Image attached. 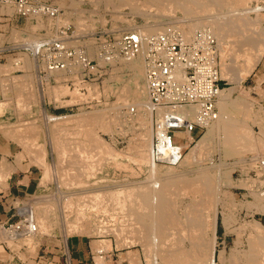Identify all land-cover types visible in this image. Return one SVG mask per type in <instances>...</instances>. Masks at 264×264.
<instances>
[{
	"label": "rangeland",
	"instance_id": "374dc122",
	"mask_svg": "<svg viewBox=\"0 0 264 264\" xmlns=\"http://www.w3.org/2000/svg\"><path fill=\"white\" fill-rule=\"evenodd\" d=\"M109 1H111V2H109ZM262 1L257 0V3H258L257 4L256 0H251V5L253 4L252 6H254L255 4H257L258 7H260V5L264 3V1H263V3H261ZM48 2H50L51 4L55 5L56 7H58L60 9V14L58 17L49 18V17L43 16V15H34V16H30V17L20 16L16 13V7L13 4L14 0H9L8 7H6L7 5H4V4L0 5L2 8V12L6 13L7 17L10 16V17L14 18L15 15L17 14L18 16H16V17H18L20 19V28L13 30L12 33L9 34L13 43H15L16 45H18L20 47V49H19L20 54H19L18 59H17L18 65L16 67H18V68H20V70H24V71L30 70L28 68H36L37 70L40 69V71H41L40 76H39V77H41L40 78V88L38 89V91H32L31 90V91L25 92V94H27V95L31 94L29 96V99H27L28 102L35 103L38 105V107H36L37 111L36 110L34 111V107L32 108L31 106H22L21 103H22V98L24 97V95H22L21 91H20V106L17 107V109L20 111V128H19L20 133L28 134L30 132L29 134H32L29 136L30 138L29 137H27V139L23 138V142H25L24 144L26 145V149L28 151V154H26L25 157L27 159H29V163L37 169V171L39 172V176H40L39 186H38L37 190L34 193H32L29 204L32 205V207L36 206V205L37 206L40 205L39 207L35 208V211H37L36 213H38L39 208H42V206H45V204H46L47 206L45 209H43L44 207L42 208L41 214L43 213L42 215L45 217L44 221L48 220V222L45 224L46 225L45 227L48 230L47 229L44 230V228H42L43 230L41 229L42 230L41 232H38V234H34L31 239L28 236L17 237V238H14V236L11 237L12 236L11 232H10L11 229H9L7 227L5 229V228L0 226V229H1L0 230V240H7L8 246L15 253V260L19 264H82V263H84V261L78 262L73 257V246H75V244H79V243H82L84 245L85 250L87 248L89 250H92V254H90V256L87 258L88 264H151V262H150L151 260L150 261L146 260V259H148L147 257H145L146 256L145 255L146 249H144V245H141L142 242L140 241L139 237H135V235L130 234L131 232L128 233L126 231L125 232L127 234L125 232H123V234H120V236H119L116 233L114 234V233H111L109 230H107L108 227H106V228L100 227L101 223L106 225V226L109 225L110 223H112L110 221V219L108 218V216H111V215L117 216L118 214H120L118 207H117L118 203H116V205H115V202H117V201H114V199H116L115 198L116 196L117 197L120 196L121 191L123 193V190L128 189V188L130 190H132V187L135 188L138 186L137 184H142L145 181H148L145 178H147L148 173H150L149 172L150 171L149 170L150 164L148 162H143L140 160V158L138 157L139 154L138 155L136 154V153H138V150H137L136 145H135L137 143L139 137H140V132H141L140 130L143 131V129H141L143 127V125L139 121L137 123L136 120L135 121L133 120L134 122H132L131 120L133 118L128 117L127 119L124 118V120H123V118H121V122H119V123H124V125L120 124L122 127L121 128L119 126V123H118V125H116L118 120L120 119L119 116H116V118H115V121L118 119L116 121V124H114L113 121H111L110 127H111L112 131H110V128L108 131L104 130L103 129L104 126L101 128V124L100 125L98 124L97 129L95 130L94 134L97 136V133H99V136H98L100 139L99 141L100 142L104 141L106 144H109L110 147L113 148V150L110 148L113 153H110L109 152L110 149L108 148L109 149L108 153H104L103 155L100 154L102 161H103L102 162L100 160L102 165H101L100 161H99V163H100L99 166L97 164L98 162L97 163L95 162L94 163L95 167L92 170H90V172H88L86 174L84 172H82L83 174L81 176V180H83V182L78 183V184L77 183L72 184L71 182H68V181L66 183H64L65 180L64 181L61 180V178H62L61 175L63 173L62 171L64 170L63 168L66 167L65 166V165H67L66 163H68L69 161L72 162L73 164H75L74 166H76V167L85 165V162H82L84 164H82V163L77 164V162L72 160V158L68 159V157H62L61 154H58L57 152H55V150H57L56 149L57 143L55 141H56V139L58 140V138H60L62 136L63 139L65 138L64 143L65 142L68 143V145H64V146L68 147L70 145V143L72 142L71 144H73L74 143L73 141H75V140H81V141L84 140L85 135H84L83 131L79 136L76 133L74 134L75 129H73L74 127H72L73 123L71 122V120H73L74 117L76 118V115L79 117L83 113H89V111L91 114H93V111L95 110L94 113H95V115H97L98 112L96 113V110L98 111V110H102L104 108L108 110L112 106H115L114 108H116L117 103L119 102L118 98L116 97V96H118V92L120 91L119 89H121L124 82L128 83L131 80L132 64H129L130 62H127V61H122L121 58H119L121 56H116L111 61H104L100 57V50H101L100 45H102L101 42L105 41L106 39L109 40V38L111 37V35L113 33L115 35V34H118L119 32H122V31H133V30L140 32V30L144 27V25L152 24L153 22H156L157 19H158V22L164 26L163 29H165V28H167V29H165L164 31L163 30L162 31H156L153 33V35L158 34V33H162V32H166L169 30H173L179 34L180 28H182L183 23L186 24V22H188L187 20L189 19L190 16L184 15L182 10L175 9V8L172 11L171 10L170 11H168V10L167 11H161L159 9L158 10L159 14H158L157 10H156L157 8H155L154 6H153L154 8H152V6H150L151 8L149 9L148 5H145V7H143L144 4L141 1H139L138 3L134 2L137 5H139L140 7H141L140 4L142 3V7L140 9H139V7L136 8L137 5L134 3H131V4L128 3V6H125L127 4H124V5H120L118 7L116 0H62V2H60V0H48ZM108 5H110V6H108ZM133 5H135V6H133ZM263 6H264V4H263ZM263 6L261 5L262 10L259 11L258 14H255V12H251L249 14V16L251 15L250 17L252 19H253L254 15L257 16L254 19L259 20V18H260L259 21L262 25H259V21H258V26H259V32L262 31V33L260 32L263 35L262 37H264V33H263L264 32V30H263L264 29V7ZM150 13L154 14V15H151ZM168 14H170L171 17ZM206 15L208 16L209 12ZM152 16H154V17H152ZM152 18H153V20H152ZM208 18H210V17H208ZM80 19L83 21L82 27H81V25H78L79 24L78 22L80 21ZM125 20H127V21H125ZM82 21H80V23H82ZM39 25H41V26L39 27ZM68 26H70V30H69L68 34L70 35L72 33L74 35V38L66 40V44L69 45V47L76 48V49L83 48L85 50L87 56L89 57V59L92 60L94 63H97L99 74L101 75L98 78V80L91 81V80L84 79L82 67L77 62H72L67 67L63 68V70H65L66 73H64L62 77H60V78L56 77V79H55L54 77H52V75L55 74V72L51 71L49 69L50 64L48 62V53H43L40 56L34 55V53L32 51V46L34 48H36L35 45L38 44L39 41L55 39L56 37H58L60 35V30L62 28H67ZM260 26L263 27L262 30L260 29ZM201 29H205V30H209V31L211 30L210 27L195 28L194 31H192V34L190 35V37L192 38V36L195 34V32L198 30H201ZM210 32H212V31H210ZM253 34H254L253 36L255 37L256 33H253ZM151 35L152 34L147 35V36H151ZM107 36H108V38H107ZM257 37H258V35H257ZM191 38H189V39H191ZM9 45L10 46L4 48L5 49V50H3L4 54L17 53L18 50L17 51L14 50L15 49L14 44H13V46H11V44H9ZM230 45H231L232 49H229L230 47L227 48V50L223 54H221V52L219 53V50L217 47V51H218L217 57H216L217 66H218L219 74L221 77V83H222L223 87L230 89V91L228 90V92L230 93L231 98L233 97V99L235 101L232 107L228 106V108H227L228 113L231 116H233L236 123H239L238 124L239 127L242 126L248 132L250 131L251 140H252L250 142H252L251 148H253V149L252 150L247 149V146L238 148V149H241V151H240V154L238 153L236 155V153L233 152V149L231 147H228L226 145V143L223 141L224 139H222V138H223L224 133L219 132V133H217V135L215 134L216 138H215V136H212L213 139L210 138L208 140L209 142H207L205 144V145H208L207 147H205V145H204L203 148L199 149L200 151L197 152L196 154L200 153L203 158L199 157V156H201L200 154L198 156H196L195 160L197 158L198 161L193 160L194 162L192 161V163H189V164H192L193 166L192 165L190 166L189 164H182V166H181V164H180L179 165L180 167L176 166L174 168H170L171 169L170 171H172V173H175V174L177 173L178 175L183 173L185 175H188L189 177H192L195 172H198V170H200V168L204 167L208 170V172L210 171V172L214 173V174L213 173L212 174L215 176V178H214L215 182L218 184L217 185L215 183L216 187L218 186L217 187L218 189H216V192L218 194L217 198L220 199L219 203H217V206H218L217 207V209H218L217 210V225H216L217 226V237H216V254H215L216 264H230V263H228L227 258H229V255H230V252L232 251V249H234L235 251H240V250L242 251L244 249L245 250L250 249V250H248V252L246 251L247 253H249V257H250L249 259L250 260L248 259L249 261H245V260L244 261L241 260L239 262L237 261L238 262L237 264H241V263L242 264H253L255 259L258 256L260 257V260H259V258H257L256 261L258 260L259 264L260 263L264 264L263 263L264 262V250L263 249L259 250L256 253L253 252V249L250 246V242H248V238H249V236L251 237L252 234L249 235L250 231L246 226V223H248V222L252 223V222H254V220H257V221L261 222V225H263L261 235H262V233H264L263 232L264 231V228H263L264 227V211H257L256 207L254 206V202L257 199L264 201V194H263L264 191H262L264 189V167L261 166L259 163L260 161L264 160V136L262 134H260L261 133V131H260L261 127H260V123H259L260 120L258 119L259 116L261 117L262 113L264 115V81L261 79L264 77V71H263L264 70V55L257 62V64L255 65V67L251 71V73L244 76L243 79H240L239 77L241 76V74L239 75L237 72H239V69L241 67L240 66L241 61L244 59V56L242 57L241 54L245 53V52H249L250 50L247 51V48H250V47L247 46L246 51L240 53L241 51L245 50V47H241V46L237 47L238 44L234 45V42L230 43ZM232 45L234 46V50H233ZM244 46H246V45H244ZM239 47L241 50L239 49ZM262 48H263V46H262ZM231 50H233L234 53H232L233 51H231ZM227 52H229V53H227ZM226 53L229 55H227ZM238 53H240L239 58L234 57V55L238 54ZM232 54H234V55L230 56ZM219 55H220V57H219ZM240 56H241V58H240ZM227 57H230L229 58L230 61L232 60L231 62L229 61V63H231V65H229V66H228L229 63L227 62L228 61ZM139 58H140V56L136 55L133 58V61L134 60L137 61ZM235 58H236V60H235ZM233 61H235L234 64H236V69H235V65L232 63ZM221 62H223V63H221ZM224 62L227 63V66H224L225 65ZM242 63H244V62H242ZM221 64L222 65L224 64V65L222 66ZM26 65L28 66V68H26L27 67ZM77 65H78V67H77ZM232 65H234V66L232 67ZM72 66H73V68H72ZM223 67L224 68L226 67V69H228V71H225L226 69L221 70V68L223 69ZM229 69L230 70L232 69L233 71L232 70L230 71ZM223 71H224V73H223ZM47 72L49 73V75ZM52 72H54V73H52ZM225 72H226V75H225ZM235 72L237 74H235ZM121 73H123V75ZM112 74H115V75L117 74V76H116L117 78L115 77V75L113 77L110 76ZM73 75L75 76V78ZM118 75H119L120 79L118 78ZM48 76H49V78H48ZM108 77L111 78L112 80L109 79ZM61 78H63V79L61 80ZM235 79H237V80H235ZM59 80H60V82H59ZM80 81L83 83L80 84L81 83ZM76 82L77 83L79 82V83L76 84ZM85 82L89 83V86H87V87H89L90 91H88V89L86 91L87 87H86ZM108 83H110V85ZM143 83H144V86L146 89V94H147L146 100H147L148 92H147V84H146V72H145V75L143 77ZM63 85L67 89V91H64L66 93L62 92L59 94V92H57V91L54 92L55 87L63 86ZM103 86L104 87L107 86L106 88L108 89V92H107L106 88H105L106 91L103 90ZM94 87H97V89L94 90L93 89ZM116 87H118V88H116ZM45 89H46V91H45ZM98 89L100 91H98ZM75 90L78 92V94L80 91V93L82 95L80 97V99L77 98L76 95L74 96ZM92 90H94V91L91 92ZM88 92H91V94H87ZM95 92L99 93V94H96ZM114 92H116L117 94ZM36 93L40 94V97H41L40 100L37 99ZM55 93L58 94L57 95L58 97L55 95ZM84 93H86V94H84ZM95 94H96V96H95ZM236 101H237V103H236ZM240 101H242V103H244V104H241ZM76 102H78V103H76ZM217 103H218V100H217ZM235 104L236 105L241 104L238 106L241 108H239L237 110L238 107ZM242 107H243V110H241ZM105 109H104V111H105ZM258 109H260V110L258 111ZM2 110H3V107H0V113L2 112ZM116 111H118V110H116ZM134 112L135 111H132V113H134ZM241 113L242 114L244 113L243 114L244 116H241ZM245 113L251 114L250 117L247 116V114H245ZM66 115L70 116V118H68L69 120L65 119L68 122L65 121L64 119L62 120L61 118L58 119L59 122H64V123L66 122V128L67 129H66V131H64L65 134H64V132H63V134H62V132L61 133H59V132L55 133L54 129L53 130L51 129V126H53V123L55 121L54 122H52V121L48 122V120L46 121V119H47L46 116H58V117L63 116L64 117ZM253 117H255L254 118L255 120L254 119L251 120ZM237 118H239L240 120ZM150 119H149V122L151 124L149 122L148 123L151 125L150 128L153 131L152 132L153 136H152V141H151V142H153V139H154V130H153L154 113H152V115L150 116ZM256 120H258V121H256ZM257 123L259 125H257ZM113 124H114V126H113ZM115 126H117V127H115ZM47 128L49 129V131ZM119 128H120V130H119ZM69 130H71V131H69ZM206 131L207 130L205 129L203 134ZM49 134L50 135L52 134V135L50 136ZM67 134H69V135H67ZM33 135H35V136L33 137ZM70 135H73V136H70ZM53 136H56V137H53ZM179 136H181V135H179ZM217 136H219V137H217ZM31 137H33V138H31ZM51 137L53 139H51ZM62 137H61V139H59V141H61V142L63 141ZM194 137H195L194 141L189 146V148L190 147L192 148L195 146L194 144L197 143V140L202 137V133L196 134ZM35 138H37V139L35 140ZM54 138H55V140H54ZM67 139H69L68 142L66 141ZM190 140H192V137L188 138V141H190ZM221 140H222V142H221ZM21 141H22V139H21ZM52 141H53V143H55V145L51 144ZM175 141L179 142L180 140L176 139ZM28 143L30 144L29 146H27ZM31 144H35V145L33 146ZM30 146H32V148ZM53 146H55V148ZM134 146H135V148H134ZM34 147L35 148L40 147V149L44 153L43 158L45 159V163L48 166V173H49L48 176H45V174H44L45 173V167L43 165H41L40 162L35 160L34 153L33 152L29 153V151H31V149H34ZM189 148L186 150V154H187V152L190 151L191 148L190 149ZM243 148H244V150H243ZM201 150H203V151H201ZM204 150L208 153H206ZM107 154L111 155V156H105ZM58 155H60L62 157L61 160H60V157H58ZM33 156H34V158H33ZM102 156H104V157H102ZM97 157L98 156H95L94 159ZM252 157H254L256 159L254 160ZM198 158L199 159L201 158V159L199 160ZM261 158H262V160H261ZM249 160L251 161V163ZM61 162H63V163H61ZM252 163H254L255 165H253ZM95 164H97V165H95ZM202 164H204V165L206 164V166H204ZM159 165L163 166L164 168L167 167L164 164H159ZM62 166H64V167H62ZM178 167H179V169H177ZM192 168H194V169H192ZM197 168H198V170H197ZM187 169H188V171H187ZM179 171H181V172H179ZM183 171L187 172V173H184ZM250 180H252V181H250ZM135 181H138V182H135ZM67 183L68 184L70 183L72 185H68ZM234 183H235V185H234ZM87 184L88 185L90 184L89 185L90 187L95 186L97 188L101 187L103 189H105L106 187L109 186V188L111 187L110 188L111 191H115V190L117 191V195L116 194L115 195L107 194L108 196H107L105 202L107 201L106 205L109 206L110 212L104 203H99L100 207H99L98 211H100V214L98 211H97L98 212L97 213L95 210H92V209L90 210V207H92L93 205H96V203L94 204L95 197H94L93 193L91 194V192H90V194L92 197L89 194V196L91 198L89 199V197H88V199H87V196H88L87 193L88 192H86V193L84 192V190H85L84 186H86ZM250 184H252L251 185L252 187L250 186ZM123 185H124V189L122 188ZM176 185H180V184H178V183L175 184L174 192H176V193H174V195H173V197H174L173 200L176 201L175 202L176 206H177L176 213L181 214L180 209H182L183 207H185L188 204V202L190 201V197L192 196V193L190 194L188 191L185 190V192H186V196H185V194L184 193L182 194V192H181L183 187L178 186V188H177ZM120 186H122V187H120ZM181 186H183V185L181 184ZM120 188H121V191H119ZM71 189H75L74 191L78 192V193H76V195H75V193L73 195L68 194L69 190H71ZM81 190H83V191L80 194L79 191H81ZM118 191H119V194H118ZM124 191L125 192L123 194H126V190H124ZM98 192L100 193V191H98ZM83 193H85L87 196L84 195ZM103 193L104 192H102V189H101V194H103ZM79 194H80V196H79ZM123 194L121 196H123ZM66 195H69V196L67 197ZM74 195L76 196V198ZM66 197L69 200L68 202H65V201H67ZM177 197L179 198V200ZM63 198L65 199V201H64L65 204L63 202ZM77 198L79 199V201L84 199V198H85L84 201L89 200L88 203L86 202L88 205H86V204L85 205L87 206V209L90 210V212L85 211L86 212L85 219H88L89 224H90V222H91V224H90V226L88 225L86 228H84V227L80 228V227L75 226V225H78L79 222L75 221V217H73L74 214L77 212V210H74L73 208L76 209V207L77 208L81 207V205L84 204V201H83V203L79 202V204H78ZM72 200L75 202L72 204H69V202L70 203L73 202ZM90 200H94L93 204L90 203ZM178 201L180 202V204H177ZM47 202H48V204H47ZM102 202H104V201H102ZM75 203H77V204H75ZM248 203H250V204H248ZM67 204L72 205L73 208H71V209L69 208L70 209L69 210L68 207H66V206H68ZM103 204H104V206H102ZM64 206H65V208H64ZM104 207L106 208V210H104ZM66 208H67V210H66ZM100 208H102L104 210V212L102 211V209L100 210ZM44 211L48 217L44 214ZM68 211H70V212L72 211V213H68ZM223 211H224V213H223ZM65 212H67L68 215L70 214V217ZM111 212H112V214H111ZM95 213L98 215H95ZM227 214H228V216H230V219L228 221L229 222L231 221L232 223L231 222L229 223L228 221L227 222L224 221V215H227ZM73 218H74V220H73ZM67 220H69V221H67ZM94 221H95V223H94ZM70 222L73 223L74 226L71 225ZM83 222H84V220L83 221L81 220L80 225ZM66 224H68V225H66ZM39 225L40 224H38V226H37V230L39 229ZM94 226H95V228H94ZM85 230H88V231H85ZM2 231H3V233H1ZM43 231L45 233H43ZM236 233H237V235H236ZM132 234H134V233H132ZM125 235H127V236L123 237ZM167 236H169V238L171 237L170 229H169V233L167 234ZM263 237H264V234H263ZM133 238H134L135 242H137V243H133L131 245L129 242H127V240L130 241ZM119 240H120V242H119ZM186 243H187V241L185 240L184 245H186V246L189 245L188 243L187 244ZM223 247H225V248H223ZM221 250H224V258L222 261L218 256V253ZM68 251H69V255L67 254ZM3 257H6V255L3 254V251L0 248V258H3ZM135 258H136V261H134ZM149 258L151 259L150 256H149ZM69 259H70V262H69ZM225 259H227V260L225 261ZM261 259H263V260H261ZM250 261H251V263H250ZM256 261H255V263H256ZM159 264H163V262L162 263L159 262ZM166 264H175V263H173V262L167 263L166 262ZM179 264H181V263H179ZM182 264H184V263H182Z\"/></svg>",
	"mask_w": 264,
	"mask_h": 264
},
{
	"label": "bare ground",
	"instance_id": "6f19581e",
	"mask_svg": "<svg viewBox=\"0 0 264 264\" xmlns=\"http://www.w3.org/2000/svg\"><path fill=\"white\" fill-rule=\"evenodd\" d=\"M139 1H141L144 4L143 7H145V5H148L149 6V9L151 8L150 6H152V8H154V7L157 8L156 10H157V13L158 14H159V11H158L159 9L161 11H167V10L168 11H170V10L172 11L175 8V9L182 10V12L184 13V15L190 16L189 19L187 18L188 19L187 20L188 22L185 21L186 24L182 22L183 23V26H182V28H180V33L179 34L185 40H188L189 38H191L190 35L192 34V31H194L195 28L210 27V29H211L210 31H212L211 33L217 39L216 41H218L217 42V47H218L219 53L221 52V54H223L227 50V48H229V47H230L229 49H232L230 43H233V42H234V45L235 44L236 45L238 44L237 47L238 46L245 47V50L242 48L244 51H241V52L239 51L240 53L245 52L247 46L250 47V48H247V51L250 50L249 52H245V53H242L241 54L242 57L244 56V59L242 58L244 61L243 60L241 61V65H240L241 67L239 69V72H237L239 75L241 74L240 77L238 76L240 79H243L244 76H246L247 74L251 73V71L254 69L255 65L257 64V62L264 55V37H262L263 36L261 34L262 31H260L261 33L259 32V26H258V21L260 20V18H259V20H257V19H254L257 16L254 15L253 19L250 17L251 15L249 16V14L251 12H255V14H258L259 11L262 10L261 9V5L263 6V4H264L263 1L264 0L263 1L260 0V1H262L261 3H263V4L260 5V7H258V5H257L258 4L257 3V0H256V3L257 4H255L254 6H252L253 4L251 5V0H116V2L118 4L117 5L118 7L120 5H124V4H127L125 6H128V3H130V4L131 3H134V2H137L138 3ZM60 2H62V0H60ZM109 2H111V1H109ZM142 3L140 4L141 7H142ZM134 4H136V3H134ZM4 5H7L6 7H8V3H6ZM108 6H110V5H108ZM133 6H135V5H133ZM138 7H139V9L141 8L139 5H137L136 8H138ZM208 12H209V15L207 16L206 14H208ZM151 15H154V14H151ZM168 15H170V14H168ZM152 17H154V16H152ZM170 17H171V15H170ZM208 17H210V18H208ZM152 20H153V18H152ZM80 21H82V20L80 19ZM80 21L78 22L79 23L78 25H81V27H82L83 21H82V23H80ZM125 21H127V20H125ZM41 25H39V27ZM259 25H262L260 23V21H259ZM162 26L163 25L160 24L158 22V19H157L156 22H153L152 24H146V25H144V27L140 30V34L143 37H146L147 35H150V34L153 35V33L156 32V31H162V30L164 31L165 29H167V28L163 29L164 26L163 27ZM260 29L262 30L263 27L260 26ZM253 33H256L255 34V37L253 36L254 35ZM257 35H258V37H257ZM45 41H47V40H45ZM43 42L44 41H39L38 44H36V45L34 44V45H35V47H37V46L41 45ZM244 45H246V46H244ZM262 46H263V48H262ZM232 47H233V50H234V46L233 45H232ZM239 49H240V47H239ZM233 50H231V51H233ZM227 53H229V52H227ZM232 53H234V51ZM240 53L235 54V55L232 54L230 56H233L234 55V57H238L239 58V54ZM144 55H145V45H143L140 53L138 54V56H140L141 59L139 58L137 61L136 60L133 61V58L127 60V59H122L121 57H119V58H121L122 61H127V62H130L129 64H132V70H131L132 71L131 72L132 73V77H131V80H130L131 82L130 81L128 83L127 82H124V84L122 85L121 89H119L120 91L119 92L117 91L118 92V96H116V97L118 98L119 102L117 101L118 103H117L116 108H114L115 106H112L110 108L108 107L109 108L108 110L104 108L105 111H104V109L101 108L103 111L102 110H98V111L96 110V113L98 112L97 115H95V113H94L95 110L93 111V114L94 115L91 114L90 111H89V113H83L79 117L76 115V118L74 117L73 120H71V122L73 123L72 127H74L73 129H75L74 134L76 133L79 136L82 133V131H83V133L85 135L84 140H82V141L81 140H75V141H73L74 142L73 144H71L72 143L71 142L70 145L68 147H66L64 145H68V143H66V142L64 143V141H65L64 139L65 138L63 139V137L60 135L62 137V139H63L62 142L59 141V139H61V137L58 138V140L56 139L55 142L57 143V145H56V147H57L56 149L57 150H55V152H57L58 154H61L62 157H68V159H71L72 158V160H74L75 162H77V164H79V163L81 164L82 162H85V165L79 166V167L74 166L75 164H73L70 161L68 163H66L67 164V165H65L66 167L62 166V167H64L63 168L64 170L63 171L61 170L63 172L62 175H61L62 176L61 180L62 181L65 180L64 183H66L68 181V182H71L72 184H74V183H77L78 184V183L83 182V180H81V176L83 174L82 172H84L85 174L88 173V172H90V170H92L95 167L94 166V163L95 162L96 163L98 162L97 164L99 166V164L102 161L101 155H103L104 153H108V150L110 148L113 150V148L110 147L109 144H106L104 141L103 142H100L99 141L100 140L99 137H98L99 136V133H97V136L94 134L95 133V130L97 129V125L98 124L99 125L101 124V128L104 126L103 127L104 130H107L108 131L109 128H110V131H112L111 130V127H110V124H111V121H113V123L116 124V121L118 120L117 119L115 121L116 116H119L120 117V119H119L120 121L118 120V122H117L116 125H118V123L121 122V118H123V120H124V118L127 119L129 117V118H133L131 120L132 122H134L136 120L137 123H138V121H139L143 125L142 128L140 127L141 129H143V131L140 130L142 133L140 132V137H139L137 143L135 144L136 145V148L138 150V153H136V154L137 155L139 154L138 157L140 158L141 161L148 162L150 164V167H149V170L150 171L148 170L150 173H148V177L145 178L148 181H145L146 183L144 182L142 184H137L138 186L135 187L136 189L134 187H132V190H130L129 188L128 189H124V185H123V187L120 186L124 190H126V194H127V195L126 194H123L125 191L123 190V193H122L121 188H120V190H119V191H121L120 196H118V197L116 196L115 197L116 199H114V201H117V202H115V205H116V203L119 204V205L117 204V207H118V210H119L120 214H118L117 216L116 215L108 216V218L110 219V221L112 223H110V224L108 223L109 225H107V226L101 223L100 224V227H103V228L108 227L107 230H109L111 233H114V234L116 233L119 236H120V234H123V232L126 231L128 233L131 232L130 234L131 235H135V237H139L140 238V241L142 242L141 245H144V249H146L145 250V255H146L145 257L148 258L146 260H149V261L151 260L150 261L151 264H159V262H161V263L163 262V264L164 263L166 264V262L167 263H172L173 262L175 264H179V263H181V264L182 263H184V264H216L215 254H216V237H217V226H216L217 225V210H218L217 209V207H218L217 206V203H219V200L220 199L217 198L218 197V194L216 192V189H218L217 188L218 186L216 187V184L217 183L215 182V179H214L215 178V176L213 175L214 173L213 172H210V171L208 172V170L203 167V168H200V170H198V168H197L198 172H195L192 177H189L188 175H185L183 173L182 174H179V175L177 173L176 174L175 173H172V171H170L171 170L170 168H174V167L167 166L166 168H164L163 166H160L159 164L152 163V154H151L152 142L151 141H152V136H153L152 132L153 131L150 128L151 127V125H150L151 123L149 122L150 116L152 115V109H151V107L149 105V95H148L147 100H146V95L147 94H146V89H145V86H144V83H143V77H144L145 72H146V63L144 61ZM227 55H229V54H227ZM241 56H240V58H241ZM219 57H220V55H219ZM227 58H228V61L227 62L229 63V61H230L229 58L230 57H227ZM235 60H236V58H235ZM234 62L235 61H233L232 63L234 64ZM242 62H244V63H242ZM221 63H223V62H221ZM224 63H225V65L224 64L223 65L224 66H227V63L226 62H224ZM229 65H231V63H229L228 66ZM234 65H235V69H236V64H234ZM234 65H232V67ZM77 67H78V65H77ZM26 68H28V66ZM72 68H73V66H72ZM225 69H226V67L225 68L223 67V69L221 68V70H225ZM225 71H228V69H226ZM65 72L66 71L63 70L62 68L56 69L55 73H56L57 76H55V77L60 78V77L63 76V74ZM52 73H54V72H52ZM223 73H224V71H223ZM237 73L235 72V74H237ZM121 74L123 75V73H121ZM114 75L115 74H112L110 76L113 77ZM119 75H118V78H119ZM225 75H226V72H225ZM116 76H117V74L115 75V77ZM23 78H25L26 80H28L27 79L28 77L26 78V76H24V75H23ZM74 78H75V76H74ZM8 79H6V80H8ZM62 79L63 78H61V80ZM109 79H111V78H109ZM235 80H237V79H235ZM28 81H30V80H28ZM59 82H60V80H59ZM78 83L76 82V84H78ZM82 83L83 82H81L80 84H82ZM110 83H108V84L110 85ZM85 84H86V87L89 86V83L85 82ZM146 84H147V81H146ZM106 87L103 86V90L106 91V89H107ZM118 87H116V88H118ZM87 89H88V91H90L89 87L86 88V91H87ZM93 89L95 90V89H97V87H94ZM15 90H16V88H15ZM26 90L28 91V89H26ZM32 90H34V89L32 88ZM94 90H92L91 92H93ZM228 90L230 91V89L224 88L220 92V96L218 98V103H217V107H218V118L214 122H212L211 124H209L207 126V128H206L207 131L202 135V137L200 139L197 140V143L194 144L195 146L192 147V148L190 147L191 149L189 148L190 151L187 152V154L184 156L183 160L180 162L181 166H182V164L192 163V161L195 160V157L200 154V153L199 154H196L197 152L200 151L199 149L200 148H203L204 145L207 142H209L208 140L210 138L213 139L212 136H215V138H216V135L219 132H223L224 133L223 138H222V139H224L223 141L226 143V145L228 147H231L233 149V152L236 153V155L238 153L240 154V151H241V149H238V148L246 147L247 146V149H250V150L253 149V148H251L252 142H250V141H252V140H251V133H250V131L248 132L242 126L239 127L238 126L239 123H236L235 120H234V118H233V116H231L228 113V109H227L228 106H231L232 107L233 104H234V102H235L234 99H233V97L231 98L230 93L228 92ZM45 91H46V89H45ZM56 91L59 92V94H60V93H62L64 91H67V89L63 85V86L55 87L54 92H56ZM98 91H100V90L98 89ZM91 92H88L87 94H91ZM107 92H108V89H107ZM147 92H148V89H147ZM64 93H66V92H64ZM114 93H116V92H114ZM79 94L75 90L74 96L76 95V97L80 99V97L82 96L81 93H80V91H79ZM84 94H86V93H84ZM96 94H99V93H96ZM96 94H95V96H96ZM55 95L57 96L58 94L55 93ZM16 101H17V99H16ZM237 101H236V103H237ZM240 102H241V104H244V103H242V101H240ZM76 103H78V102H76ZM241 104H239V105H241ZM239 105H236V106L238 107ZM239 108H241V107H238L237 110ZM116 110H118V111H116ZM132 110L135 111V112L132 113ZM241 110H243V107H242ZM259 110L260 109H258V111ZM188 111H190V110H188ZM243 114L241 113V116H244ZM245 114H247V113H245ZM250 115L251 114H247V116H249V117H250ZM46 118H47L46 121L48 120V122L49 121H52V122L55 121L53 123V126H51V129L52 130L54 129V132L55 133H58V132L61 133L62 132V134H63V132L66 131V129H67L66 128V122L65 123L64 122H59L58 119L61 118L62 120L63 119L65 120V119L70 118V116L69 115H66L64 117L63 116H61V117H58V116H46ZM254 118L255 117H253L251 120H253ZM237 119H239V118H237ZM258 119L260 120L259 123H260V127H261V130H260L261 133L260 134H262L264 136V115H263V113H262L261 117L259 116ZM65 121H67V120H65ZM256 121H258V120H256ZM114 124H113V126H114ZM120 124H123L124 125V123H119V126L120 127H121ZM257 125H259V124L257 123ZM115 127H117V126H115ZM119 130H120V128H119ZM18 131H19V129H18ZM48 131H49V129H48ZM69 131H71V130H69ZM8 133L9 132H7V134ZM64 134H65V132H64ZM4 135H5V132H4ZM67 135H69V134H67ZM9 136H10V134H9ZM17 136L20 137L19 135H17ZM23 136H24V134H23ZM34 136L35 135H33V137ZM70 136H73V135H70ZM27 137H29V136L26 135V138H24V139H27ZM33 137H31V138H33ZM53 137H56V136H53ZM191 137H192V135L190 134L188 136V138H191ZM217 137H219V136H217ZM15 138H16V136H15ZM36 139L37 138H35V140ZM51 139H53V138L51 137ZM54 140H55V138H54ZM22 141H23V139H22ZM66 141L68 142L69 139H67ZM221 142H222V140H221ZM23 143H25V142H23ZM51 144H54L55 145V143H53V141H52ZM29 145L30 144L28 143L27 146H29ZM31 145L34 146L35 144H31ZM207 146L208 145H205V147H207ZM30 147L32 148V146H30ZM35 147H34V149H31V151H29V153H32V152L34 153L35 160H37L38 162H40V164L45 167V173L44 174H45V176H48L49 175V173H48V166L46 165L45 159L43 158L44 157V153L40 149V147L39 148L38 147L35 148ZM53 147L55 148V146H53ZM134 148H135V146H134ZM111 149L109 150V152L110 153H113L111 151ZM243 150H244V148H243ZM201 151H203V150H201ZM206 153H208V152H206ZM61 156L58 155V157H60V160L62 158ZM95 156H98V157L94 159ZM105 156H111V155H108L107 154ZM102 157H104V156H102ZM199 157L203 158L202 155L199 156ZM33 158H34V156H33ZM252 158L254 160L256 159L254 157H252ZM196 160H197V158H196ZM261 160H262V158H261ZM99 161H100V163H99ZM61 163H63V162H61ZM250 163H251V161H250ZM82 164H84V163H82ZM97 164H95V165H97ZM252 164L255 165L254 163H252ZM101 165H102V163H101ZM189 165L191 166L192 164H189ZM202 165H204V164H202ZM1 166H2V164H1ZM204 166H206V164ZM179 167L177 169H179ZM12 169H13V167H12ZM192 169H194V168H192ZM187 171H188V169H187ZM7 172L5 174V171H4V174L5 175H8ZM179 172H181V171H179ZM1 173H2V171H1ZM184 173H187V172H184ZM4 177L5 176H3V178ZM252 180H250V181H252ZM135 182H138V181H135ZM177 183L180 184V185H176L177 188H178V186L183 187L182 190H181L182 194L184 193L185 196H186L185 190L188 191L190 194L192 193V196L190 197V201L188 202V204L185 207H183L182 209H180L181 214H177L176 213V210H177L176 209L177 206H176V203H175L176 201L173 200V198H174L173 195H174V193H176V192H174V187H175V184H177ZM72 184L69 183L68 185H72ZM181 184L183 186H181ZM89 185L88 184L86 186L83 185L84 186V189H85L84 192L85 193L88 192L87 193L88 196L85 193H83V194L87 196V199H88V197H89V199L92 197L91 196L92 193L94 194L95 199L94 198L93 199L95 200L94 204L96 203V205H93L92 207H90V210L92 209V210H95L97 212L99 210V207H100L99 206V203H104L105 206H107V208L109 210V206L106 205V202L107 201L105 202V200H106V198L108 196L107 194H109V195L110 194H113V195L116 194L117 195V191L116 190L115 191H111V189H110L111 187L109 188V186L106 187V188L104 187L105 189H103L101 187L97 188L95 186L90 187ZM234 185H235V183H234ZM251 185L252 184H250V186ZM100 188L102 189V192H104L103 194H101V189ZM74 190L75 189L69 190V193L68 194H72L73 195L75 193V195H76V193H78V192H75ZM82 191L83 190L79 191V193L81 194ZM98 191H100V193ZM119 191H118V194H119ZM262 191H264V189ZM90 192H91V194H90ZM80 194H79V196H80ZM89 194H90L91 197L89 196ZM122 194H123V196H121ZM66 196L68 197L69 195H66ZM64 198H63V202L65 201ZM75 198H76V196H75ZM84 199H82L80 201L78 199L77 200L78 201L77 203L78 204H79V202L83 203ZM66 200L67 201H65V202H68L69 201L68 198ZM94 200H90V203L93 204V201ZM178 200H179V198H178ZM88 201L89 200H87V201L85 200L84 201V204H82L81 207H78V208L76 207V209L73 208L72 205H69V204L74 203L75 201H73L71 203L69 202V204H67L68 206H66V207H68V209L69 208L70 209L73 208L74 210H77V212L73 216V217H75V221L79 222L78 225H75L76 227H80V228L81 227L82 228L84 227V228H86L88 225L90 226V224H91V222L89 224L88 219H85L86 212L87 211L90 212V210L87 209V206H86V205H88L87 204ZM102 201H104V202H102ZM65 202H64V204H65ZM77 203H75V204H77ZM47 204H48V202H47ZM104 204L102 206H104ZM177 204H180V202L178 201ZM248 204H250V203H248ZM39 206L36 205V206H33L32 207L33 208L32 211L34 210L33 211L34 220H35L37 226H38V224H40V225H39V229L37 231L31 232L28 235V237L30 239L32 238V236L34 234H38V232H41L43 230L42 228H44V230L47 229L45 227L46 226L45 224L48 222V220L44 221L45 220V217L42 215L43 213L41 214L42 208L44 207L43 209H45L47 205L45 204V206H42V208H39L38 209V213H36L37 211H35V208L36 207H39ZM254 206L256 207L257 211H264V201H261L260 199H257L254 202ZM64 208H65V206H64ZM101 209L102 208H100V210ZM66 210H67V208H66ZM104 210H106L105 207H104ZM104 210L102 209L103 212H104ZM45 211H44V214H45ZM98 212L100 214V211H98ZM109 212H110V210H109ZM65 213L68 215V213H72V211L71 212L68 211V213L67 212H65ZM223 213H224V211H223ZM111 214H112V212H111ZM95 215H98V214L95 213ZM68 216L70 217V214ZM229 219H230V216H228V214L227 215H224V221L227 222ZM73 220H74V218H73ZM81 220L82 221L84 220V222L80 225V221ZM67 221H69V220H67ZM94 223H95V221H94ZM70 224L74 226L73 223L70 222ZM66 225H68V224H66ZM246 226H247V228L250 231L249 235L252 234L251 237L249 236L248 242H250V246L252 247L253 252L256 253L259 250H262V249L264 250V237H263V234L264 233H262V235H261L262 226H263V225H261V222H259L257 220H254V222H252V223L251 222L246 223ZM94 228H95V226H94ZM169 229H170V232H171V237L170 238H169V236H167V234L169 233ZM85 231H88V230H85ZM1 233H3V231ZM43 233H45V232L43 231ZM132 233H134V234H132ZM236 235H237V233H236ZM126 236L127 235H125L123 237H126ZM185 240L187 241V243L189 245H187V246L184 245ZM119 242H120V240H119ZM127 242H129L131 245L133 243H137V242H135L134 238L132 240H130V241L127 240ZM223 248H225V247H223ZM233 250L234 249H232V251L230 252L229 258H227L228 259V263H230V264H237L241 260H243V261L244 260L245 261H249L250 260L249 259L250 258L249 257V253H247L248 250H250V249H247V250L244 249L242 251L240 249H239L240 251H235V250L233 251ZM149 256L151 257V259L149 258ZM218 256H219V258L222 261L223 258H224V250L219 251ZM257 258H259V260H260V257L259 256ZM227 259H225V261ZM256 259H255V261H256ZM261 260H263V259H261ZM134 261H136V258H135ZM255 261H254L253 264H259V261L258 260L256 261V263H255ZM250 263H251V261H250Z\"/></svg>",
	"mask_w": 264,
	"mask_h": 264
},
{
	"label": "built area",
	"instance_id": "2783aa9c",
	"mask_svg": "<svg viewBox=\"0 0 264 264\" xmlns=\"http://www.w3.org/2000/svg\"><path fill=\"white\" fill-rule=\"evenodd\" d=\"M6 3L9 0H0V5ZM13 4L16 13L23 17L56 18L60 14V9L48 0H14ZM69 30L70 26L62 28L55 39L32 47L34 55L48 53L49 69L54 72L77 62L82 67L84 79L98 80L101 75L97 63L89 59L83 48L66 44V40L74 38L72 33L68 34ZM101 44L100 57L104 61L116 56L132 59L145 45L149 105L154 113L152 163L178 166L194 136L203 135L207 126L218 118L217 100L224 87L216 61V38L205 29L196 31L190 40L173 30L146 37L133 30L113 33ZM190 134L192 140L188 141ZM260 165L264 167V160ZM31 196L13 197L6 204L8 214L0 226L11 229V237H25L37 231L29 204Z\"/></svg>",
	"mask_w": 264,
	"mask_h": 264
},
{
	"label": "crops",
	"instance_id": "0c3cea01",
	"mask_svg": "<svg viewBox=\"0 0 264 264\" xmlns=\"http://www.w3.org/2000/svg\"><path fill=\"white\" fill-rule=\"evenodd\" d=\"M6 15V13L2 12L0 6V107H3L0 113V223L5 221L7 217V202L13 197L22 198L34 193L39 186L40 179L37 169L31 165L29 159L25 157L28 151L21 139L26 138V135L30 136L32 134L20 133V111L17 107L20 106L21 91L22 95H24L21 103L22 106H31L32 108L34 107V111L36 110L38 105L28 102L27 99H29L30 95L25 94V92L27 91L26 89L31 91L32 88L34 89L32 91H38L40 88L39 78L41 77L39 76L41 71L36 68H30V70L24 71L16 67L18 65L17 57L20 54V47L13 43L9 34H11L13 30L20 28V19L16 17L18 16L17 14L14 18L10 16L7 17ZM9 44H11V46L14 44V50H18L17 53L4 54L3 50H5V47L10 46ZM23 75L26 76V78L28 77L27 79L30 81L23 78ZM55 76H57L56 73L52 75V77L56 78ZM261 79L264 81V77ZM36 96L38 100L41 99L39 93H36ZM7 132L9 133L7 134ZM4 171L5 174L8 171V175H5ZM3 176L5 177L3 178ZM0 248L3 254L6 255V257L0 258V264H19L16 262L15 253L8 246L7 240H0ZM67 254L69 255V251ZM90 254H92V250L88 248L85 250L82 243L73 246V257L78 262L84 261L82 264H88L87 258Z\"/></svg>",
	"mask_w": 264,
	"mask_h": 264
}]
</instances>
